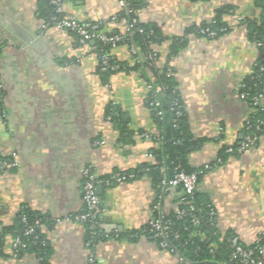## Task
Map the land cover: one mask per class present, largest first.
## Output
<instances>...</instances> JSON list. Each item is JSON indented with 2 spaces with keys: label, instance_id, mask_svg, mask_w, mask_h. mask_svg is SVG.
<instances>
[{
  "label": "crops",
  "instance_id": "obj_1",
  "mask_svg": "<svg viewBox=\"0 0 264 264\" xmlns=\"http://www.w3.org/2000/svg\"><path fill=\"white\" fill-rule=\"evenodd\" d=\"M143 1L136 20L157 25L162 38L142 55L153 58L155 70L172 71L190 132L204 140L188 155L193 167L211 166L199 190L215 208L219 231H231L246 245L261 239L264 256V131L241 148L257 105L242 95L259 55L246 23L258 19L261 9L255 0ZM123 10L118 0H0V155L9 158L0 172V233L22 208L37 212L44 218L39 229L50 248L49 264H87L90 253L96 264L180 262L152 238L126 235L157 215L146 174L98 185L102 238L89 247L85 225L75 219L83 209L84 169L106 179L155 162L148 156L159 133L147 106L152 71H116L103 82L93 41L80 42L74 31L50 22L70 16L99 23L106 34L125 33ZM205 22L213 36L191 31ZM177 37L187 42L173 54ZM130 45H116L112 55L139 63ZM233 145L237 154L221 161L220 149ZM158 204L163 213L176 207L167 194ZM17 236L3 235L0 264H41L32 252L14 255Z\"/></svg>",
  "mask_w": 264,
  "mask_h": 264
},
{
  "label": "trees",
  "instance_id": "obj_2",
  "mask_svg": "<svg viewBox=\"0 0 264 264\" xmlns=\"http://www.w3.org/2000/svg\"><path fill=\"white\" fill-rule=\"evenodd\" d=\"M255 2L260 7L261 14L256 20L247 21V36L252 42L264 44V0H255ZM143 5V0H127L126 10H123L121 15L125 17L128 23H131L130 33L124 41L117 43V45L120 43L133 44L141 53L148 51L151 43L159 42L162 38L160 28L157 25L152 23H139L136 20V10ZM204 27H209L212 30L211 22L202 23L200 26L192 28L191 31L197 35L205 34L200 32V29ZM91 41H93V47L99 55L97 73L103 82L116 71L136 70L140 66L147 68L145 62L129 64L127 61L116 59L112 55L113 48L109 43L100 40ZM186 42L187 39L185 37L174 38L171 43L170 52L174 54ZM258 52L259 55L253 65L251 74L243 81L244 86L242 87V91L245 92L246 99L249 102H253L254 97L260 92H264V70L261 69V66L264 67V49L262 46L258 47ZM102 54H108L109 65L117 67L111 69L109 66L106 70H102ZM148 69L152 71L154 84L162 87V92L156 97L159 101L158 106L154 105V97L150 93H148L147 99V106L160 132L161 144L159 147H153L151 150L155 162L142 163L135 169L124 171V173L133 175L127 178V180L139 174L148 175L155 191V202L158 204L160 197L166 194L161 183L163 179H171L179 171H184L185 173L197 172V180L199 183L202 174L210 169L211 166L193 167L188 162L189 153L199 148L204 140L193 138L190 132L183 102L177 88V82L171 73L172 71L167 68H164L162 71L155 70L153 67H149ZM253 107L255 111L248 119L249 127L244 131V134L250 137L254 143L264 131V124L259 125V120L264 117V107L260 104L253 105ZM158 110L162 112L161 117L157 115ZM236 149L237 145H233L232 151L230 152L227 151V147H222L219 152L220 160L223 161L230 154H237ZM1 161L8 162L9 158L0 155ZM5 166H0V172L5 170ZM179 189L180 186H178L177 190ZM172 200L177 208L171 210L164 216V219L170 222L171 234L166 238L168 241V249L171 248L173 250L172 252L177 253L189 264L197 262L200 264H239L237 260H231L230 258L234 250L231 245V238L235 235L231 231L225 233L219 231L216 224L215 208L205 193L196 189L191 196L185 193L176 194ZM181 211L183 214L179 215ZM43 221L44 218L37 212L28 208H22L17 214L14 223L9 227H4L0 233V255L3 254L1 251L3 235L7 232H13L26 245L17 251L18 255L25 252H32L39 257L41 264H49L48 257L50 248L46 245L39 229ZM83 224L86 228V241L93 243L95 240L102 238L99 236L98 228H96L98 234L92 237L89 223L85 222ZM27 225L33 227V232L24 235V230ZM153 234L154 232L150 231L148 224L139 229L126 232V235L132 239H136L142 235L152 238L158 244L162 240H165V238L154 236ZM174 234H177L176 238ZM239 243L243 247H249L253 252V257H262L260 249L263 242L261 239L250 245H246L240 240Z\"/></svg>",
  "mask_w": 264,
  "mask_h": 264
},
{
  "label": "built area",
  "instance_id": "obj_3",
  "mask_svg": "<svg viewBox=\"0 0 264 264\" xmlns=\"http://www.w3.org/2000/svg\"><path fill=\"white\" fill-rule=\"evenodd\" d=\"M59 0H54V3L57 4ZM121 7L124 9L127 6V0H118ZM60 12V9H58ZM50 25L61 28V29H69L74 31L78 35V39L80 42H87L91 40H100L105 43L111 44V47L114 48L117 43L124 41L127 37V35L130 33L131 23L126 22V32L125 33H113V34H106L101 29H99L98 23L93 22H80L76 20L73 17L70 16H61L57 15L53 18V20L50 22ZM201 33H205L209 36H213L214 32L209 27H204L200 29ZM256 47L262 46L264 49V44L260 42H254ZM130 53L133 55L134 60L143 63L145 62L147 64V68H151L153 66V58L152 57H144L140 50L135 47L134 45H130ZM109 55L108 54H102L101 55V69L106 70L109 66L111 69H115L117 66L109 65L108 63ZM261 69L264 70V67L261 66ZM147 91L151 94V96L154 97V105L158 106L159 101L156 99L157 95L162 92V87L154 84V77L151 75L148 78V81L146 83ZM243 96H246L245 93L242 94ZM253 103L257 105H261L264 107V92H260L256 97L253 98ZM161 111H157V115L161 117ZM247 127H249V121L246 122ZM264 124V117L259 120V125ZM145 137H148V134H143ZM155 147H159L161 144V136L160 132L155 136ZM253 141L250 139V137L246 136L245 144L241 148H246L249 145H252ZM227 151H232V148H228ZM149 157L154 158V155L151 151L148 153ZM8 165L7 161H1L0 166ZM84 175V181L81 184V196L83 201V209L80 213H78L75 216V219L78 222L85 223L88 222L90 225V231L92 232V237L97 235L96 225H97V217L100 215L102 211V207L100 204V197L97 193V186L98 185H109L111 183H117L127 180V178L132 177V174H126L123 171L114 172L110 175V177L106 179L98 178L95 173L90 169L86 168L83 172ZM197 172H191V173H185L184 171H179L174 174V176L171 179H163L162 180V186L165 193L170 196L171 198L174 197V195L178 194H188L192 195L196 189H199V183L197 180ZM178 186H180V189L177 190ZM177 207H175L176 209ZM153 210L157 211V217L151 218L147 224L150 227V231L154 232V236H161L165 238V240H162L159 245L164 248L168 249V241L166 238L171 234L170 231V222L166 219H164V216L167 213H163L160 209L159 204H155L153 206ZM183 212H179V215H182ZM24 220V218H23ZM196 221V220H195ZM33 232V227L30 225H27L24 230V235L31 234ZM174 237H177V234H174ZM90 241H86V246L89 247ZM231 245L234 248L232 254H231V260H237L239 264H264V256L262 255L261 258H255L253 257V252L249 247H243L239 243L238 237L234 236L231 238ZM26 245L25 243L20 239L19 236L15 237L12 247L14 251V255L16 256L18 253L17 251L20 248H24ZM168 250L173 251L171 248ZM179 264H189L188 262L184 261L182 257L179 256ZM87 264H96L94 256L90 253L87 259ZM194 264H200V263H194Z\"/></svg>",
  "mask_w": 264,
  "mask_h": 264
},
{
  "label": "water",
  "instance_id": "obj_4",
  "mask_svg": "<svg viewBox=\"0 0 264 264\" xmlns=\"http://www.w3.org/2000/svg\"><path fill=\"white\" fill-rule=\"evenodd\" d=\"M97 193L99 194V191H100V186H97Z\"/></svg>",
  "mask_w": 264,
  "mask_h": 264
}]
</instances>
